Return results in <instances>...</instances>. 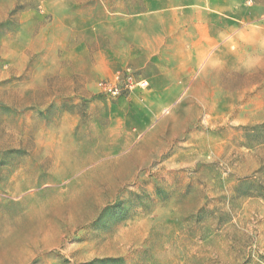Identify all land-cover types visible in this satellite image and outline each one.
Instances as JSON below:
<instances>
[{
	"label": "rangeland",
	"instance_id": "1",
	"mask_svg": "<svg viewBox=\"0 0 264 264\" xmlns=\"http://www.w3.org/2000/svg\"><path fill=\"white\" fill-rule=\"evenodd\" d=\"M0 264H264V0H0Z\"/></svg>",
	"mask_w": 264,
	"mask_h": 264
},
{
	"label": "built area",
	"instance_id": "2",
	"mask_svg": "<svg viewBox=\"0 0 264 264\" xmlns=\"http://www.w3.org/2000/svg\"><path fill=\"white\" fill-rule=\"evenodd\" d=\"M119 80V74H116L113 79L99 82L98 86L104 93L110 96H119L123 91L132 90L134 87L132 80L129 78L126 80L125 85H121Z\"/></svg>",
	"mask_w": 264,
	"mask_h": 264
}]
</instances>
